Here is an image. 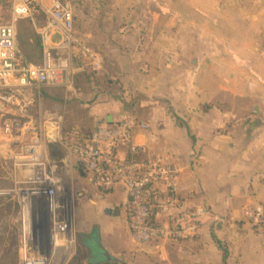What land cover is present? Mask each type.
<instances>
[{"label": "crops", "instance_id": "crops-1", "mask_svg": "<svg viewBox=\"0 0 264 264\" xmlns=\"http://www.w3.org/2000/svg\"><path fill=\"white\" fill-rule=\"evenodd\" d=\"M84 1L95 2L96 19L84 27L80 39L102 58L103 65L96 70L87 62L85 67L94 72L90 75L85 67L77 68L74 93L85 109L76 117L69 108V124L64 123L63 129H78L87 135L115 125L124 113L147 124V129L135 132V142L142 150L140 159L164 156L183 167L171 193L182 207L201 212V228L197 236L183 241L135 242L129 227L126 190L120 187L104 192L91 185L87 172L72 159L80 212L78 240L82 246L78 255L85 257L82 264H226L234 249L238 259L235 264H264V232L249 228L251 220L246 217L249 209H263L259 201L264 196V149L258 145L264 144V123L243 116L237 120L232 106H223L221 100L211 104L215 96L231 97L233 89L218 88L221 79L211 72L202 74L198 61L192 60L188 66L184 53L169 60L168 36L175 29L184 38L185 26L141 27L136 12H117L111 0ZM100 1L102 5L111 2L108 9H103ZM174 12L184 16L182 10ZM24 24L28 32L22 42L19 31ZM16 25L21 58L40 63L42 48L34 26L28 19ZM149 33L155 38L150 43ZM191 33L193 40L187 43L194 53L201 44L195 36L198 32ZM176 49L179 51V46ZM231 79V73L225 74L226 83ZM205 101L208 107L202 106ZM250 110L264 115L257 106ZM0 112L6 116L11 113L1 104ZM0 139L5 141V148H0V163L11 162L4 176L14 184V173L23 175L12 164V153L19 144H10L2 134ZM254 148L257 152L252 154ZM121 153L124 155V151Z\"/></svg>", "mask_w": 264, "mask_h": 264}, {"label": "built area", "instance_id": "built-area-1", "mask_svg": "<svg viewBox=\"0 0 264 264\" xmlns=\"http://www.w3.org/2000/svg\"><path fill=\"white\" fill-rule=\"evenodd\" d=\"M9 2L11 20L0 23V104L11 113L3 121L1 133L10 144L20 146L19 151H12V164L23 176L14 173V188L4 191L15 193L19 201V264H75L69 195L50 168L49 144L65 150V165L75 159L91 185L104 192L126 190L135 242L183 241L197 236L201 212L182 207L171 193L183 167L164 156L140 159L142 150L135 142V132L147 129V124L124 113L115 125L85 135L78 129H63L61 106L42 108L44 91L74 87V62L86 58L96 70L103 65L102 58L78 36L72 6L63 0ZM22 19H28L39 36L40 63L25 62L20 56L16 24ZM246 217L258 220L264 211L249 209Z\"/></svg>", "mask_w": 264, "mask_h": 264}, {"label": "rangeland", "instance_id": "rangeland-1", "mask_svg": "<svg viewBox=\"0 0 264 264\" xmlns=\"http://www.w3.org/2000/svg\"><path fill=\"white\" fill-rule=\"evenodd\" d=\"M65 2L73 5L75 28L78 36L83 37L84 27L95 23V2H86L84 0L71 2L67 0ZM111 2L105 1V4L102 5L103 2L100 1L101 7L108 9V5L111 3V6L113 5L117 9V12H136L137 24L141 27H158L161 24H167L169 26L179 24L185 26L184 38L175 29L168 36L170 43L168 47L169 60L172 61L175 59L177 53L180 55L184 53V58L188 66H191L192 60L198 61L202 74L205 71L206 74L211 72L216 78L221 79L220 83L218 82L220 86L218 88L226 86L227 88L231 87L233 89V95L231 97H224V94L215 96V101L211 102V104H219L221 100L223 106H232L237 120L243 116L246 120L259 122V124L264 123V115L258 116L250 110L251 107L257 106L259 110L264 111L263 1L111 0ZM176 9L182 10L184 16L182 14L183 17L176 14L177 12H174ZM161 14H163V19ZM41 18L43 20L44 16L41 15ZM10 20L11 3L9 0H0V23H7ZM193 30L198 32L195 33V36H199L201 44L200 50L194 53L190 52L189 47L191 45L187 43L193 40L191 33ZM27 32L26 25H21L19 31L20 41H24ZM147 40L149 43L155 41L154 34H147ZM182 41L184 42L180 44ZM176 46H179V51L176 49ZM149 50L148 53L150 52ZM149 55L151 56L152 54ZM155 57L156 53L151 56L152 59H155ZM87 62L84 59L74 62V67L76 69L84 68L88 65L89 62ZM85 68L87 74L94 73L90 68ZM78 72L76 73L75 81ZM228 73H231L232 79L229 83H226L224 77ZM201 78L202 88H204L206 87L204 85V79L203 77ZM74 88L69 91L63 89H49L44 91L41 101L42 108L51 109L55 106H61L60 116H62L63 124H69L67 115L69 108L71 113L76 117L83 114V110L85 109V105L82 104L83 101L74 93ZM78 88H80V91L83 89L82 87ZM210 89L212 88L210 87ZM202 106L208 107L207 101L202 102ZM72 114L71 116H73ZM6 117L5 113L0 112V135L2 134V124ZM251 137L250 132L249 138ZM4 144L5 141L0 139V148H5ZM16 148L17 150H14L15 152L19 151L20 146L16 145ZM258 148L261 150L264 149V144H259ZM256 149H253L252 154L257 152ZM65 155V150L61 149L57 144H49L48 158L50 168L55 170V175L59 177L61 185L65 189L67 188L69 195L67 200L68 209L72 215V227L76 235L77 254L74 263L82 264L85 261V257L82 253L78 255V249L82 245L78 240L80 238L79 233L81 228L79 227L80 212L78 209V192L76 191V167L74 163L69 165L64 164L63 158ZM10 164V160H8L7 164L0 163V264H19L21 257L18 197L15 193H4V191L7 192L14 188L13 181H8L4 176L5 171L7 172L10 168ZM259 203L263 205L264 211V196L260 199ZM251 227H257L260 232H264V217L258 220L252 219L249 228ZM232 253L233 255L231 254L224 263H236L238 259L235 249Z\"/></svg>", "mask_w": 264, "mask_h": 264}, {"label": "trees", "instance_id": "trees-1", "mask_svg": "<svg viewBox=\"0 0 264 264\" xmlns=\"http://www.w3.org/2000/svg\"><path fill=\"white\" fill-rule=\"evenodd\" d=\"M65 2V1H64ZM66 3H68V2H66ZM217 243H218V245L223 249V247H222V244H221V242L218 240L217 241Z\"/></svg>", "mask_w": 264, "mask_h": 264}, {"label": "water", "instance_id": "water-1", "mask_svg": "<svg viewBox=\"0 0 264 264\" xmlns=\"http://www.w3.org/2000/svg\"><path fill=\"white\" fill-rule=\"evenodd\" d=\"M50 142H52V143H53V142H54V139H51V140H50Z\"/></svg>", "mask_w": 264, "mask_h": 264}]
</instances>
